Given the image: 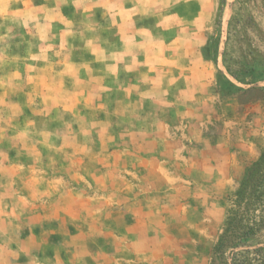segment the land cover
<instances>
[{
  "label": "rangeland",
  "instance_id": "374dc122",
  "mask_svg": "<svg viewBox=\"0 0 264 264\" xmlns=\"http://www.w3.org/2000/svg\"><path fill=\"white\" fill-rule=\"evenodd\" d=\"M134 1L140 12L129 22L133 23L137 37H142L146 31L154 43L175 41L167 47L156 45L153 49L168 55L187 53L188 68L200 70L197 94L188 96V103L196 104L192 128L197 131L198 146L203 148L204 155L219 148L221 154L226 151L224 156H232L228 171L221 174L207 169L185 176L186 187L168 193L174 201H181L182 208L172 207L164 228L160 223L148 227L147 232L157 236L159 252L147 257L128 250L125 245L130 244L128 239L119 248L122 251L117 252L116 239L105 236L127 231L118 214L121 207L112 204L114 192L92 185L86 191L90 206H79V211L72 216H68L67 206H61L59 209L63 211L61 214H67L65 217L56 221L51 220V215L47 220L37 221L39 208L18 204L20 191L27 184H34L36 175L30 174L31 184L23 186L18 176L13 188L0 190V215L8 213L5 220L0 221V240L4 242L1 246H7L9 251L19 252L22 246L19 240L34 245V240L29 238L34 235L41 249L30 257L41 264H223L231 253V246L220 249L230 233V219L246 225L264 218V0ZM43 2L36 0L40 5ZM12 8L14 12L7 15V25H0V41L6 42L7 50V93L1 95L7 105V140L2 139L3 127L0 126V150L5 146L13 154L23 150L22 139L28 140L31 148L37 147L42 158L29 155L23 160L34 165L38 162L42 167L43 173L38 174V178L44 187L39 197L47 195V198L64 201L71 190L67 178L76 166H82L77 157L71 155H78L83 148L75 145L73 139L70 141V136L86 133L92 138L89 143L93 150H103L98 140L101 131L95 123L100 119L122 123L130 110L116 106L119 84L113 81L110 85L114 92L108 98L110 108L82 109L88 99L85 90L93 86L81 84L77 93L69 94L73 80L52 73V68L56 69L61 63L49 46L39 52L44 55L42 61L23 62L22 59L30 57L37 49L36 44L26 47L21 43L33 35L39 43L38 38L46 37L51 31L46 28L42 36L38 35L34 24H23L19 16L21 3L15 2ZM41 17H46L44 10L38 14V18ZM90 36L87 33V37ZM116 37L109 32V39L115 41ZM3 52L1 42L0 53ZM92 65H95L93 72L99 74V69L106 64L94 61L89 64L90 69ZM138 70L142 71L143 65H139ZM3 71L2 66L0 74ZM105 73L110 75L113 69ZM4 84L1 79L0 86ZM187 85L189 89L195 86ZM146 108L144 112H161L147 104ZM81 121L88 125H81ZM131 130L130 126L115 124L110 134H128ZM88 164L91 171L97 168L95 162L88 160ZM58 177L66 183L59 184ZM31 187L35 189L34 185ZM126 208L132 210L131 206ZM179 208L182 209L180 216L175 212ZM138 226L139 230L145 229L141 224ZM247 245L251 249L264 248V225L247 240ZM86 249L91 255L84 254ZM18 258L21 263L31 261L24 255Z\"/></svg>",
  "mask_w": 264,
  "mask_h": 264
},
{
  "label": "crops",
  "instance_id": "0c3cea01",
  "mask_svg": "<svg viewBox=\"0 0 264 264\" xmlns=\"http://www.w3.org/2000/svg\"><path fill=\"white\" fill-rule=\"evenodd\" d=\"M15 2L21 3L19 16L23 24H34L33 28L41 36L44 29L48 28L51 31L49 33L51 37L46 35L38 38L39 43L35 42L36 35L21 43L26 47L36 44L37 49L30 57L22 59L23 62L42 61L44 55L39 52L43 47L49 46L55 51L61 63L56 69L52 68V73L73 80L74 85L70 87L69 94L77 93L81 84L93 86L89 88L90 90H85L88 99L82 109L110 108L108 98L114 92L110 85L113 81L119 84L116 88L118 94L116 106L123 110L129 109L130 112L125 113L122 123L103 119L95 123L101 131L98 140L103 150H93L89 143L92 138L86 133L70 136V141L73 139L72 142L83 150L78 155L77 153L71 155L77 157L82 166L79 168L76 166L71 176L67 178L71 183L67 200L47 198V195L39 197L40 189L44 187L42 180L38 178V174L43 173L42 167L38 162L34 165L27 163L23 158L33 155L39 159L42 158V153L37 147L31 148L29 141L23 139L21 140L23 150H17L15 154L7 150L6 146L0 150V190L6 187L13 188L16 184L15 178L19 177L25 181V183L22 181V186L26 183L31 184L30 174L36 175L35 182L31 185H34L35 189L27 184L19 193L18 204L39 208L37 221L47 220L51 215V220L56 221L65 217L67 214H61L63 212L59 209L61 206L70 209L68 216L77 213L79 206H90L87 187L95 185L102 191L110 190L115 193V201L112 204L121 207L118 208V214L127 230L118 235L105 234L116 239L115 250L122 251L119 248L123 246L124 240L128 239L130 244H125L126 248L136 255L147 257L150 253H158L157 236L149 234L148 227L153 223H160L164 228L172 207L182 208L181 201H174L168 193L173 190L179 192L185 188L187 185L185 176L207 169L221 174L228 171L232 158L230 155L224 156L226 151L221 154L219 148L207 151L204 155L203 148L198 146L197 131L192 128L196 104L188 103V96L197 94V73L200 70L188 68L187 53L168 55L153 49L156 45L167 47L175 41L154 43L146 31H143L142 37H137L133 23L129 22L139 16L140 12L134 0H44L43 5L36 3V0H0V25H7V15L13 14L12 7ZM43 10L46 17L38 18V14ZM109 32L117 35L115 41L108 38ZM87 33L91 36L87 37ZM1 42L5 52L0 53V67L4 68L0 80L3 79L5 84L0 86V126L3 127L2 139L5 141L7 105L1 95L7 93V50L6 42ZM111 46L114 47L109 51ZM94 61L106 64L103 66L105 69L103 67L99 69L101 70L99 74L92 70L95 65H92L91 69L89 67ZM139 65H143L142 71L138 70ZM108 69H113V73L106 74L105 71ZM186 83L195 86L189 89ZM63 85H60L61 89L64 88ZM146 104L149 108L153 107L161 112H144L143 110L147 109ZM73 108L75 109V107L68 109L74 110ZM115 124L130 126L132 130L128 134L111 135L110 129ZM81 125L88 124L81 121ZM88 160L95 162L97 166L93 171L88 168ZM57 182L66 183L61 177H58ZM10 206H13L12 202ZM128 206H131L132 210H127ZM180 208L175 210L179 216L182 210ZM12 215L9 213V216ZM0 216V221L5 220L8 213ZM27 219L29 218H23L25 221ZM129 221L131 225L126 224ZM140 224L145 229L139 230ZM29 238L31 241L34 240L35 244L29 246L27 241L19 240L22 244L19 252L13 249L9 251L7 246H1L4 242L0 240V264H41L31 258L41 246L38 247L34 235L33 238L31 236ZM84 254L91 255L87 249ZM22 255L29 257L31 261L18 262L20 259L18 257ZM13 257L18 259L14 260Z\"/></svg>",
  "mask_w": 264,
  "mask_h": 264
},
{
  "label": "trees",
  "instance_id": "16d2710c",
  "mask_svg": "<svg viewBox=\"0 0 264 264\" xmlns=\"http://www.w3.org/2000/svg\"><path fill=\"white\" fill-rule=\"evenodd\" d=\"M241 197L244 196L241 195ZM230 220V233L220 244V249L225 245L231 246V253L229 259L223 264H264V248L251 249V246L247 245V240L264 225V218L261 221H252L246 225H241L233 219Z\"/></svg>",
  "mask_w": 264,
  "mask_h": 264
}]
</instances>
